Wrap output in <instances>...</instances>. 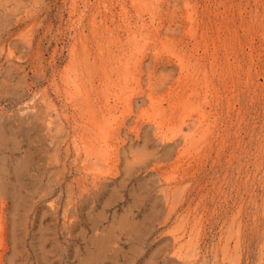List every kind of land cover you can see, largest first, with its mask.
I'll use <instances>...</instances> for the list:
<instances>
[{
  "label": "rangeland",
  "instance_id": "rangeland-1",
  "mask_svg": "<svg viewBox=\"0 0 264 264\" xmlns=\"http://www.w3.org/2000/svg\"><path fill=\"white\" fill-rule=\"evenodd\" d=\"M0 264H264V0H0Z\"/></svg>",
  "mask_w": 264,
  "mask_h": 264
},
{
  "label": "bare ground",
  "instance_id": "bare-ground-1",
  "mask_svg": "<svg viewBox=\"0 0 264 264\" xmlns=\"http://www.w3.org/2000/svg\"><path fill=\"white\" fill-rule=\"evenodd\" d=\"M87 105V104H86ZM153 203V202H152Z\"/></svg>",
  "mask_w": 264,
  "mask_h": 264
}]
</instances>
